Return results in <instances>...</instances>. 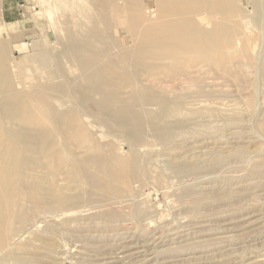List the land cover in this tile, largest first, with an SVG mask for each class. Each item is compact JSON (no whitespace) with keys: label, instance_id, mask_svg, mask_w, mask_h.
<instances>
[{"label":"rangeland","instance_id":"374dc122","mask_svg":"<svg viewBox=\"0 0 264 264\" xmlns=\"http://www.w3.org/2000/svg\"><path fill=\"white\" fill-rule=\"evenodd\" d=\"M161 1L0 0V264H264V0H181L169 40L136 50L137 16L156 20ZM97 3L119 42L94 78L103 98L82 108L64 94L85 89L77 73L56 66L60 39L85 26L76 11ZM121 100L141 109L140 143L97 116ZM31 138L32 169L19 146ZM96 156L134 160L118 192L70 178L72 161ZM39 187L73 201L47 209Z\"/></svg>","mask_w":264,"mask_h":264},{"label":"bare ground","instance_id":"6f19581e","mask_svg":"<svg viewBox=\"0 0 264 264\" xmlns=\"http://www.w3.org/2000/svg\"><path fill=\"white\" fill-rule=\"evenodd\" d=\"M164 1L165 0L161 1L162 4L160 7V15L154 21L149 17H144L142 15V13H141L142 16L140 17L139 14L141 11L137 10L139 12V14H137L139 16H137V17H139V18H137V20H138V21L136 20L137 22L134 21L135 19L134 20L132 19L133 20L131 23L132 27H133L134 22L136 23V26L137 25L139 26L140 23H142V24H140L141 25L140 27H137L138 29L136 27H134L137 29V31L135 29H132V30L136 31L134 33V35H135V39H134L135 48L136 47L139 49H141L143 47L144 48H146V47L152 48V47H155V45H157V44L160 45V42L163 41L164 39L169 40V38L166 37V35L170 33V29L168 28V26H170L171 22L167 21L165 19V16L169 14V10L172 7H176L180 4H182V1L181 0H172L169 2L168 5L164 4ZM102 6H103V4L97 3V7L99 9H98V13H96V14L94 13L95 15H93V14H91L88 11H85L83 9L77 10L76 11L77 15H75L76 21H84L85 26L83 27V25L80 22L79 23L77 22L78 25H76V27L74 29L69 30L67 33L65 32L66 33L65 36H63L60 39L61 48L63 47L65 49V51L62 53V59H64V62H60L58 64V66H56L58 71L60 73L66 71V69H64L65 66L64 67H61V66L67 65L68 71L77 73L74 77L76 81H74V85L72 87H76L78 85V87H84L85 88V89L81 88V91H74V92L73 91H71V92L66 91V93L64 92V94H65V96L68 94V99L75 101L77 104L82 106V108L85 106L87 107V105H89V102L91 101V99H92L91 97L93 95H94L93 98H96V97L103 98V95L98 94V92L101 90V85H99L94 80V78H95V76L98 75L99 71H101L102 69H104L106 67L109 69L111 67V65L115 64L114 59L116 57H114V59L111 57V54H112L111 50L112 49L110 50L109 47H110V45H112L116 42H119V41H116L113 38H111L108 35L106 30L103 31L102 27L101 28L99 27V20L101 21V19H102L101 17H103V16H101L103 14V11L101 9ZM166 6H168V7H166ZM135 15H134V17H135ZM98 16H100V17H98ZM129 21H131V19ZM138 22H140V23L137 24ZM87 23L90 24L91 26L86 27ZM165 27H166V29H165ZM127 32H129V31H127ZM130 48H134V46H132ZM137 48H136V50H137ZM125 49L127 50L128 48H125ZM96 51L100 52V55L98 54V56H95ZM135 51L132 50V52H135ZM118 53H119V51H118ZM123 53L124 52H121V55H124ZM127 57H130V56L125 55L120 60L123 63H128L129 58H127ZM130 58L132 59V57H130ZM44 65H46V64H44ZM65 82H69V81L65 79ZM51 94H53V93H51ZM12 95L10 94L9 97L8 96L7 97L11 98ZM140 95H142V97L140 96V98L142 100L149 98L143 92H141ZM66 99H67V97H66ZM5 100H6V96L3 99V101L0 100V111H1V109L6 108L5 103H4ZM149 101H152V100H149ZM130 103H131L130 100H121V101H119V103H115L116 105H114L115 107L111 109V114H109V115H107L106 113L103 115V114L99 113V111H98V113L96 111L95 112L97 113V116L99 115L101 117V120L102 119L109 120L110 122L115 123L119 128L124 129L125 130V133H124L125 136L124 137L128 138L131 142H134V144H137V143H140L139 141L141 140V138H136V137H133L132 135L134 133H141V131L143 130V127H144V124L142 123L143 118L139 114V112L141 111V109H139V107L134 109L133 111H128V113L124 114V112L129 108ZM153 104L156 105V103H153ZM50 108L51 107H49V109H47V107H44V109L46 111H48L47 114L49 115V119L52 120V122L55 123L57 127H59L61 125V123H59V121H62L64 119L62 117H59V115L56 112H53ZM103 108L107 109L106 106L102 107V108L97 106L95 110H100V112H101V109H102V111L104 110ZM44 109H43V111H44ZM49 110H50V113H49ZM151 114H154V113H152V111H151ZM124 115H125V118H124ZM168 125H169V123H168ZM32 139H35V138L21 139L19 141L21 155H22V158L24 159L23 161L24 162L29 161V163H32L31 165L29 164L31 169L34 167V157L33 156L35 155L34 154L35 150L32 147V145L30 144V140H32ZM241 151L242 150H239V153ZM242 155H243V152H242ZM70 157H72V156H70ZM96 157H94V158L92 157L93 159H91L90 161L78 162V160H77L78 163L77 162L74 163L75 161H72L71 162L72 168L70 171V178H73V176H77L78 178H80L82 180V181H78L80 186H86V187L91 188V189H98V190H101V192H102V190L106 191V189H108L109 187L112 186L111 188H114L118 192L117 187L119 186L120 181L121 182H124L126 180L129 181V178H131L133 176V173H134L133 171L136 169V166L134 165V162H133L134 160L133 161H131L130 159L129 160L125 159L122 161L117 160L116 162L115 161L113 162L112 166L108 167V165L105 166L106 164L101 159V157H99V156H96ZM128 167H129V169H128ZM106 171H108L110 173H116V172L120 171L122 174L121 178L119 177V179H115L116 180V182H115L114 180L109 179L108 174L107 175H106V173L101 174V173L106 172ZM74 173H75V175H74ZM73 180H75V179H72V181ZM112 182H113V184H112ZM120 184L122 185V183H120ZM36 191H37V193H35V194L37 196V198H36L37 202H39V201L41 202L44 199L47 200V202L44 203V205H46L45 208H47V209L51 208L53 206H58V207L59 206H62V207L67 206L70 203H72V201H73V199H71L68 196H59L58 199L55 201L54 200L56 198L55 194H52L51 192H48L44 189H41L40 187L37 188ZM88 195H90V194H88ZM50 197L52 198L51 200H50ZM44 205H43V208H44Z\"/></svg>","mask_w":264,"mask_h":264}]
</instances>
